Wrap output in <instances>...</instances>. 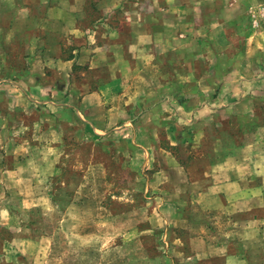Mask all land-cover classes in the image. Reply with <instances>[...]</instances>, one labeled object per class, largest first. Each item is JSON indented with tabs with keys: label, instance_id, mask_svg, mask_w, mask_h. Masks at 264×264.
Listing matches in <instances>:
<instances>
[{
	"label": "crops",
	"instance_id": "crops-1",
	"mask_svg": "<svg viewBox=\"0 0 264 264\" xmlns=\"http://www.w3.org/2000/svg\"><path fill=\"white\" fill-rule=\"evenodd\" d=\"M73 131L129 146L163 264H264V0H0V188Z\"/></svg>",
	"mask_w": 264,
	"mask_h": 264
},
{
	"label": "rangeland",
	"instance_id": "rangeland-1",
	"mask_svg": "<svg viewBox=\"0 0 264 264\" xmlns=\"http://www.w3.org/2000/svg\"><path fill=\"white\" fill-rule=\"evenodd\" d=\"M40 115L47 118L46 112ZM40 115L21 120L30 126L23 133L29 140L36 139L31 126ZM46 133H40V140ZM75 134L56 150L62 156L55 174L41 171L34 177L36 190H17L10 179L2 185L6 193L0 188V264H163L157 239L132 233L133 228L143 227L158 232L162 226L158 219H151L153 208L144 197L147 177L134 171L122 154L129 146L110 138L79 142ZM55 139L62 140L59 134ZM95 166H101L105 174L98 176ZM31 198L39 200L40 206H21ZM75 200L80 205L69 207ZM17 234L25 238H14ZM28 234L33 238H26ZM81 234L94 239L84 240ZM182 264L208 263L188 257Z\"/></svg>",
	"mask_w": 264,
	"mask_h": 264
}]
</instances>
